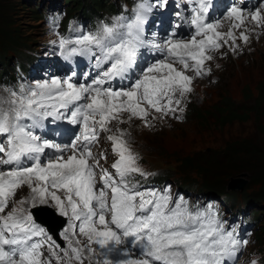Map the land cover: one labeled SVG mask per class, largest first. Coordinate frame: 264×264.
Returning <instances> with one entry per match:
<instances>
[{"label": "snow or ice", "instance_id": "6c2138e0", "mask_svg": "<svg viewBox=\"0 0 264 264\" xmlns=\"http://www.w3.org/2000/svg\"><path fill=\"white\" fill-rule=\"evenodd\" d=\"M157 2L162 5L166 0ZM210 6L211 0H198L191 20L195 32L187 40L146 39L143 25L150 9L142 3L133 18L117 17L95 33L69 39L57 32L58 41L52 44L58 45L65 59L90 54L98 66L108 65L106 69L87 84L74 82L73 73L10 91L8 99L0 97V136L7 141L0 142V165L14 166L0 170V264H52L42 259L45 245L57 264H91L94 257L99 258L95 264H234L248 241L238 238L235 229H225L215 213H194L182 198L173 201L167 191L138 190L130 182L132 174L146 173L138 166L125 132L107 136L117 156L112 164L115 174L101 167L105 154L97 158L93 152L100 133L112 132L113 121L138 119L151 127L149 117L157 118L152 112L160 118L182 119L176 114L184 112L180 105L193 91V81L211 73L206 67L214 58L211 53L224 46L237 51L238 39L247 43L248 22L264 27V9L246 12L233 3L224 17L229 28L221 31L223 21L206 19ZM141 48L165 56L143 68L127 87H105L137 66ZM48 118L66 119L82 130L72 142L56 144L34 131ZM46 149L56 154L49 156ZM24 161L30 162L28 166H23ZM24 187L28 196L6 211ZM39 205L69 217L63 233L66 248L33 220L31 209ZM34 237L42 239L36 242ZM124 245L139 247L141 258H129Z\"/></svg>", "mask_w": 264, "mask_h": 264}, {"label": "rangeland", "instance_id": "374dc122", "mask_svg": "<svg viewBox=\"0 0 264 264\" xmlns=\"http://www.w3.org/2000/svg\"><path fill=\"white\" fill-rule=\"evenodd\" d=\"M82 1L83 0H69L64 2V0H60V3L65 5L67 14L71 15L81 9ZM102 2L109 3L111 0H102ZM187 3L189 5H195L197 3L198 5V0H181V2L175 7L181 17L182 24L173 18L169 26H167L168 21L166 20V15L168 12L169 14L172 13V8L170 9L168 6L167 9H163L165 3L162 5L157 3L154 13L156 16L152 19L151 23H153V27L156 29L162 27L164 34H160L159 38L161 39V43L173 38L187 40L193 35L188 33L182 34L183 32H180L182 36L176 35L178 28H181V26L186 29L192 27V24L187 21L185 12L183 11ZM233 3L243 7L246 12L255 9L256 7L264 9V0H236ZM149 9V12H151L152 5L149 6ZM186 11H189V7L186 8ZM226 13L227 11L225 14H221L212 20V22L217 20L223 21V27L220 29L221 31H227L230 25V22L224 19ZM194 15V11L192 12L190 10L189 21L193 19ZM70 21V24H73L76 28L81 27L80 23L76 22L75 19L72 18ZM146 22H148L147 19ZM246 27L249 29V41L244 43L238 39L236 41L239 45L237 51L233 52L229 47L224 46L211 53L214 58L211 61L206 62V67L211 69V73L210 75L196 78L193 81V91L187 94L186 98L183 99L182 104L180 105L184 108V112H178L176 114L182 116V119H171L170 117L172 116L160 118L159 114L152 112V115L157 118L153 120L151 119V116L149 117V121L152 125L151 127H145L143 121L138 119H132L123 124L113 121L112 124L109 125L112 132H102L99 142L95 144L93 149L94 155H96L97 158H99L100 153H104L107 157V159L100 160L101 167L104 168L109 164L112 158L117 157L112 151V143L107 139L108 135L116 134L117 130L126 133L124 138L128 140L132 152L137 157V164L141 169H158L161 176L166 175L169 180H173L176 183L178 181L176 179L178 176L176 161L171 154L165 153L164 151L172 152L173 150L175 151L176 149L181 148L182 153L187 152L191 157L193 156L194 158L196 157L200 159L201 162H206L209 159L200 156V152L210 150L211 156L213 155L210 162L215 160L220 162L222 159L219 156L222 155L221 152L223 145L232 139H238L244 136L257 137L261 135L264 142V134L260 132L264 128V124L263 122L262 124H256L253 117L243 121H233L223 126H205L199 117V122H196L194 116L191 114H185L186 108L189 104L201 103L204 106L209 107L213 102L220 100L226 93H228L236 103L248 101V104H250L253 102L252 99L257 93V84L262 82L264 87V27H255L252 23H247ZM0 29L2 30L0 31V58L9 60L10 58H8V56L12 57L13 54H20V52L27 47H40L43 45L47 48H56L60 63L67 68L65 74L70 76L75 72L71 60L72 57L65 59V57L61 55V50L58 46L52 44V41H58L59 37L56 35L57 31L54 30L49 21H46L44 18L38 0H0ZM173 33H175L174 37H172ZM236 35L239 36V30H237ZM69 39L75 38L71 37ZM164 56L165 52H162L149 64L164 58ZM86 57L89 58V61L81 65V70L84 72L83 77L89 83L96 75L92 64H95V58L92 60L90 54ZM80 58L84 60V55H80ZM105 68V66L96 67L101 73ZM39 71L44 72V69H40ZM188 74L194 75L192 72H189ZM61 76V73H51L47 76H42L41 78L34 80L32 87H34L37 82L50 80L54 77L61 79ZM117 78L119 79L117 84H106L105 87L121 88V77ZM73 81L76 82L74 76ZM9 93L10 91L4 88V86H0V97L8 99L10 98ZM249 93H252L253 95L251 99L246 100V96ZM170 119L173 121H168ZM177 126L178 128H176ZM164 132L166 133L164 134V137L159 135ZM154 135H157L155 139ZM152 141L160 144L156 145ZM159 150L164 151L158 152ZM44 160L46 162V158ZM219 165L220 164L218 163L216 166ZM0 170L4 169L0 168ZM97 172L98 179L99 170H97ZM238 175L244 177L248 176L249 179H251V172H249L248 169H243L240 172L231 174L226 179ZM212 177L220 180L225 177V172L224 170L215 169V174H213ZM249 179L243 187L240 188L237 186L238 188H228V190L237 200L247 198L251 201V211L253 216L256 218V216L259 215L258 223L263 226L264 199L256 198L254 193L256 194L257 192L258 184L252 182V179L249 181ZM28 194L29 189H27V187L18 189L17 195L10 201L9 209H6V211L17 206L16 201L25 198ZM248 194H251V196L248 197ZM25 207L27 208L28 205H25ZM37 208L39 211L51 210V212L49 211V213L46 214L53 217L55 222L59 221L60 215L50 206L39 205L34 209ZM70 222L71 221L68 217L64 229L68 228ZM263 229L264 228L261 227L257 228L254 234L250 237L248 244L245 246L244 253L238 257L237 261L244 262L249 259L250 261L264 264V243L262 240ZM79 239L82 242H86L82 236H80ZM66 247L67 241L65 240V244L61 246V248ZM41 251L44 254L42 257L43 260H51L52 264H57L55 257L51 255L47 245H45ZM57 251H59V249ZM128 252L129 258H141L140 254L134 250L132 251L128 249ZM60 255L62 256L63 253L61 252ZM97 259L99 258L94 257L91 264H95ZM85 264H90V262L85 261Z\"/></svg>", "mask_w": 264, "mask_h": 264}, {"label": "trees", "instance_id": "16d2710c", "mask_svg": "<svg viewBox=\"0 0 264 264\" xmlns=\"http://www.w3.org/2000/svg\"><path fill=\"white\" fill-rule=\"evenodd\" d=\"M67 1L69 0H64V2ZM88 2L92 4L90 7L95 11L101 9L100 7H104L102 9H105L116 5L113 2H102V0H88ZM0 31L2 30L0 29ZM6 61L7 60L0 58V63H5ZM252 95V93H249L246 96V100L251 99ZM252 100L253 102L250 104H248V101L236 103L234 99L226 93L220 100L213 102L209 107L201 103L189 104L185 114L194 116L196 122H199L200 118L205 126H223L233 121H243L251 117H253L256 124H262V122L264 124V87L262 82L257 84V93ZM170 118L173 119V117ZM171 119L168 121H173ZM176 128H178V126ZM260 132L264 134V128ZM164 134L166 133L164 132L159 135L164 137ZM156 136L157 135H154V139ZM154 143L156 145L160 144L158 142ZM162 151L164 150H159L158 152ZM173 151L164 152L171 154L175 159L178 172L176 179L181 186L194 183L197 185V189L209 194H216L223 191L227 192L229 178H226L243 169H248V171L251 172L252 182L258 184L257 192L256 194L254 193V195L257 199H264V142L261 135L257 137L244 136L226 142V144L223 145L222 155L219 156L222 159L220 162L216 160L210 162L213 157V155L211 156L210 150L200 152V156L209 159L206 162H201L200 159L194 158L193 156L191 157L187 152L182 153L181 148ZM218 163L220 165L216 166ZM215 169L224 170L225 177L220 180L212 177L213 174H215ZM165 178L168 179L166 175H162L160 179L163 180ZM247 178L249 179L248 176ZM251 179H249V181ZM249 196H251V194H248V197ZM258 216L259 215H257L256 218ZM260 227L264 228V222L263 226L259 224V228ZM262 234L264 243V229Z\"/></svg>", "mask_w": 264, "mask_h": 264}, {"label": "water", "instance_id": "95a60500", "mask_svg": "<svg viewBox=\"0 0 264 264\" xmlns=\"http://www.w3.org/2000/svg\"><path fill=\"white\" fill-rule=\"evenodd\" d=\"M247 182V179L243 176L234 177L229 182V187H243L244 184ZM38 215L37 218L41 220L43 223L47 224L49 229L53 232H56V230L63 224L64 218L60 217L58 222H54L53 219H51L47 214L46 211H37ZM50 218V219H48ZM54 222V223H53Z\"/></svg>", "mask_w": 264, "mask_h": 264}, {"label": "bare ground", "instance_id": "6f19581e", "mask_svg": "<svg viewBox=\"0 0 264 264\" xmlns=\"http://www.w3.org/2000/svg\"><path fill=\"white\" fill-rule=\"evenodd\" d=\"M232 0H230V2H231ZM190 8H189V11H187V18L189 19V16H190ZM219 14L221 15V14H225V10H222V11H220L219 12ZM213 13H207V15H206V19L208 18V19H210V18H212L213 17ZM174 16H176V15H174ZM174 16H171V18L168 20V22H170L171 20H172V17H174ZM248 23H251V22H248ZM179 33L181 32H183L182 31V29H180L179 31H178ZM162 53V52H161ZM58 71H61V68H58L57 69ZM39 211V210H38Z\"/></svg>", "mask_w": 264, "mask_h": 264}, {"label": "clouds", "instance_id": "9594fccd", "mask_svg": "<svg viewBox=\"0 0 264 264\" xmlns=\"http://www.w3.org/2000/svg\"><path fill=\"white\" fill-rule=\"evenodd\" d=\"M110 161H111V160H110ZM238 176H242V175H238ZM238 176H232L231 178H233V177H238ZM243 177H244V176H243ZM231 178L228 179V184H229V182H230L229 180H230ZM245 178L248 180L247 177H245ZM168 180H169V179H168ZM246 183H247V182H246ZM246 183H245V184H246ZM228 184H227V185H228ZM245 184H244V185H245ZM243 200L248 201L249 199L244 198ZM251 236H252V235H251ZM251 236H250V237H251Z\"/></svg>", "mask_w": 264, "mask_h": 264}]
</instances>
